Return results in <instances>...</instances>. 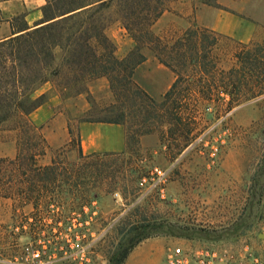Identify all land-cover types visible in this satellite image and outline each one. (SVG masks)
I'll list each match as a JSON object with an SVG mask.
<instances>
[{
  "label": "rangeland",
  "instance_id": "rangeland-1",
  "mask_svg": "<svg viewBox=\"0 0 264 264\" xmlns=\"http://www.w3.org/2000/svg\"><path fill=\"white\" fill-rule=\"evenodd\" d=\"M103 15L116 58L132 62L139 46L123 29L116 8ZM14 26H20V19H14ZM191 26L222 37L213 56L223 69L230 68L233 44L264 39V0H215L211 5L175 0L151 32L170 38ZM140 54L153 66L142 74L143 86L136 69L133 82L159 107L168 92L158 95L166 71L149 49ZM63 58L57 51L60 74L49 78L51 83L42 85L37 68L18 94L8 89V101L16 100L25 110L28 96L36 100L44 95L41 107L51 112L40 119L34 113L28 117L49 146L38 165L55 159L71 179L47 184L28 177L19 186L0 185V264H33V250L40 252L43 264H123L135 251L132 264H159L170 249L202 245H221L231 264L263 261L264 96L227 114L213 101L199 100L193 107L186 100L181 123L175 120V98L166 116L156 108L147 125L150 135L126 138L137 128L127 120L123 153L78 160L79 125L117 119L124 109L106 79L74 76ZM71 81H79L86 92L64 91ZM10 110V119L0 124V159L13 160L24 116L19 109ZM155 169L165 173L162 185L154 186Z\"/></svg>",
  "mask_w": 264,
  "mask_h": 264
},
{
  "label": "trees",
  "instance_id": "trees-1",
  "mask_svg": "<svg viewBox=\"0 0 264 264\" xmlns=\"http://www.w3.org/2000/svg\"><path fill=\"white\" fill-rule=\"evenodd\" d=\"M6 1L12 0H0V3ZM44 1L45 6L41 9L43 22L39 27L26 29L20 19V26L13 28L18 31L17 36L0 43V124L10 119V109L13 112L19 109L24 116L19 127L15 158L0 159V185L15 182L19 186L28 177L38 178L39 183L47 184L56 182L59 177L67 181L71 179V176L66 178L69 174L62 169V163L55 159L51 160L50 165H38L49 146L40 133L41 129L36 128L28 117L42 106L44 95L36 100L28 96L26 103L29 108L26 110L16 100L8 101L7 97L9 87L18 94L19 86H23L27 76L37 68L41 70L42 85L51 83L49 78H57L60 74L55 69L57 51L64 54L63 66L72 75L106 79L114 98L121 100L124 112L117 119L83 123L125 127L127 120L131 119L135 122L134 125L131 123L132 126L137 128L128 132L126 138L138 139L150 135L152 131L147 125L155 119L152 115L156 108L166 116V107L175 98H178L174 102L177 105L175 120L181 123V112L184 106L187 107V101L192 102L190 105L193 107L200 103L199 100L213 101L223 108V114H227L264 96V39L247 45L233 44L231 60L234 64L223 69L221 60L213 56L221 45L222 37L211 30L191 26L170 38H159L152 34L151 28L164 13L169 12V5L175 0ZM202 1L211 5L215 0ZM111 6L116 8L123 29L139 46L132 54V62L117 59L115 48L105 35L103 12ZM142 48L149 49L159 64L175 77L159 107L133 82L134 70L145 61L140 54ZM5 50L7 53H3ZM181 87H184L183 90ZM65 90H76L77 95L86 92L79 81L67 83ZM181 96L184 101H179ZM132 112L136 115L132 116ZM71 143L72 139L68 146ZM75 145L78 160L108 156H84L79 136ZM16 193L19 197L23 196L21 188H17Z\"/></svg>",
  "mask_w": 264,
  "mask_h": 264
},
{
  "label": "crops",
  "instance_id": "crops-1",
  "mask_svg": "<svg viewBox=\"0 0 264 264\" xmlns=\"http://www.w3.org/2000/svg\"><path fill=\"white\" fill-rule=\"evenodd\" d=\"M44 4V0H12L0 3V43L17 36L18 31L13 29L14 19H21L26 29L32 30L39 27L43 22L41 8ZM152 66L150 62L145 61L136 68L134 75L141 86H143L142 83L145 81L142 74L150 71ZM163 69L165 70L162 71H166L163 73L166 74L164 83L159 88V96L169 91L174 83V78L170 76V72L164 67ZM145 90L147 89L145 88ZM45 111L50 113L51 109L46 108L44 110V107H40L34 112V117L40 119L42 115L44 116ZM78 130L81 150L84 156L116 155L123 153L125 150V131L122 126L81 123ZM135 252L129 255L123 264H132ZM163 259L162 256L159 264L162 263Z\"/></svg>",
  "mask_w": 264,
  "mask_h": 264
},
{
  "label": "built area",
  "instance_id": "built-area-1",
  "mask_svg": "<svg viewBox=\"0 0 264 264\" xmlns=\"http://www.w3.org/2000/svg\"><path fill=\"white\" fill-rule=\"evenodd\" d=\"M154 186L162 185L165 181V173L155 169L151 174ZM33 264H43L39 251L33 250L30 254ZM221 245L199 246L197 248H173L166 252L161 264H231ZM251 264H264L262 261H252Z\"/></svg>",
  "mask_w": 264,
  "mask_h": 264
}]
</instances>
